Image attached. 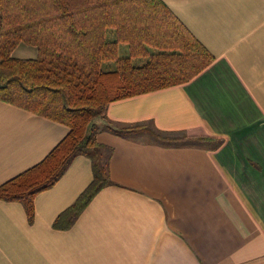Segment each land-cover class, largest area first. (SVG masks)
<instances>
[{"label":"crops","instance_id":"crops-1","mask_svg":"<svg viewBox=\"0 0 264 264\" xmlns=\"http://www.w3.org/2000/svg\"><path fill=\"white\" fill-rule=\"evenodd\" d=\"M161 1L211 62L186 83L110 103L105 118L212 144L172 147L99 129L111 185L66 230L54 221L93 178L83 156L33 198L31 221L20 203L0 201V264H264V0ZM67 133L0 101V186Z\"/></svg>","mask_w":264,"mask_h":264},{"label":"trees","instance_id":"trees-1","mask_svg":"<svg viewBox=\"0 0 264 264\" xmlns=\"http://www.w3.org/2000/svg\"><path fill=\"white\" fill-rule=\"evenodd\" d=\"M20 44L34 47L36 57H13ZM211 59L161 0H0V101L68 128L43 161L0 186V201L20 203L31 221L33 198L83 156L92 182L53 223L68 229L111 185V150L96 141L97 119L121 138L145 133L165 146L212 144L149 124L114 127L105 118L110 103L186 83Z\"/></svg>","mask_w":264,"mask_h":264},{"label":"rangeland","instance_id":"rangeland-1","mask_svg":"<svg viewBox=\"0 0 264 264\" xmlns=\"http://www.w3.org/2000/svg\"><path fill=\"white\" fill-rule=\"evenodd\" d=\"M21 49H28L31 53L30 52H27V53H25L26 54L25 55V54L21 53ZM34 52H35V49L33 47H30V46H27L26 47L25 46V48L24 47L22 48L20 46L19 48L16 49V51L13 52V56L16 57V58H29V56H30L29 54L32 55V53L34 54ZM124 54H125V49L124 48H121V55H124ZM35 55H36V52H35L34 56ZM95 123H96L98 129H101V128L104 127V122L101 121L100 119L95 120ZM139 137H144L147 140L149 139L148 135L145 134V133L139 135L138 138Z\"/></svg>","mask_w":264,"mask_h":264}]
</instances>
